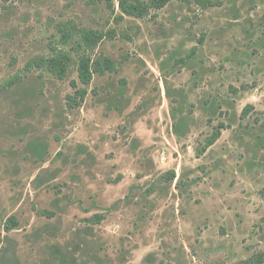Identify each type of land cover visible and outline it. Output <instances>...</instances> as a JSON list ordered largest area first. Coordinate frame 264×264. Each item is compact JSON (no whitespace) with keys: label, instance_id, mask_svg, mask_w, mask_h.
<instances>
[{"label":"rangeland","instance_id":"1","mask_svg":"<svg viewBox=\"0 0 264 264\" xmlns=\"http://www.w3.org/2000/svg\"><path fill=\"white\" fill-rule=\"evenodd\" d=\"M110 1L0 0V264L264 254V0L122 20ZM66 25L115 31L83 102ZM51 49L71 57L62 80L35 64Z\"/></svg>","mask_w":264,"mask_h":264},{"label":"trees","instance_id":"2","mask_svg":"<svg viewBox=\"0 0 264 264\" xmlns=\"http://www.w3.org/2000/svg\"><path fill=\"white\" fill-rule=\"evenodd\" d=\"M173 0H117V8L120 15L116 17L117 20H122L124 17H130L134 19H143L150 16L151 12H157L164 8L168 3ZM178 2L187 3L188 0H176ZM223 0L216 2L210 0H194L197 6L202 9H207L209 7H218L221 5ZM108 7L114 11V6H112V1H108ZM61 34V44H66L68 41H73L76 45V55L78 59L77 65V78L78 82L83 86V88H78L75 82L71 85L74 88L75 96L70 100L76 102H83L87 95V90L85 89L92 80L94 74L103 75L107 71H114V63L105 58L102 61H92L89 52H92L95 47L104 40H112L115 37V31L110 30L106 33H102L97 30H88L83 28H77L74 25H66L65 30L60 31ZM53 55L47 59H40V62L35 63L36 66H41L47 69L52 75L62 80L66 77L68 72L69 63L71 62V57L64 52L55 49H51ZM251 106H247L241 116L247 114V110ZM223 128L222 124L213 128V132L209 138L206 139L205 148L212 146L221 136V130ZM202 149V151L205 150ZM171 179H174V172L171 173ZM12 226H16V222L13 218ZM240 264H264V254H256L249 258L247 261Z\"/></svg>","mask_w":264,"mask_h":264}]
</instances>
